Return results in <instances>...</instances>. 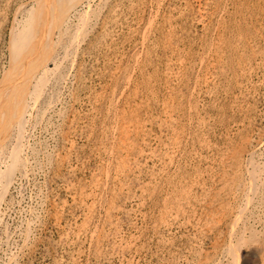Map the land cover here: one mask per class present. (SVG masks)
Here are the masks:
<instances>
[{
    "label": "rangeland",
    "instance_id": "1",
    "mask_svg": "<svg viewBox=\"0 0 264 264\" xmlns=\"http://www.w3.org/2000/svg\"><path fill=\"white\" fill-rule=\"evenodd\" d=\"M53 1L27 62L41 0H0V106L46 76L0 131V264H264V0Z\"/></svg>",
    "mask_w": 264,
    "mask_h": 264
},
{
    "label": "bare ground",
    "instance_id": "2",
    "mask_svg": "<svg viewBox=\"0 0 264 264\" xmlns=\"http://www.w3.org/2000/svg\"><path fill=\"white\" fill-rule=\"evenodd\" d=\"M54 5L55 1H51V0H41L40 2V6H37L36 9V13L37 17H42L43 19L40 21V19L38 18L37 21L35 20V14L33 16H31V18H28L29 20L27 22H24V24L21 25V27L19 26V29L17 30V27H13L14 28V37L16 38V44L13 45V53H18V52H24L23 55H25L24 57H26L27 62H29V59L32 57L33 55V51L31 50H26L25 49V45L21 44L20 38L21 36L27 32V35L30 34L31 36H36L37 41L41 35V32L43 31V29L45 28V26L47 25L48 21H49V17L48 16H43L42 14H45V9L43 6L46 5ZM57 4V2H56ZM55 4V5H56ZM51 9V8H50ZM33 14V13H32ZM34 17V20L36 21V23L33 25L31 23V21L33 22L34 20H32V18ZM261 24V23H260ZM33 26V27H32ZM44 27V28H43ZM216 43V42H215ZM143 49V48H142ZM137 58V57H136ZM139 60V59H138ZM137 60V61H138ZM203 62V61H202ZM30 67L28 65H26V67H24V71L22 74V80L23 82L17 87V89L15 91H12L11 94H5L4 93V97H3V105L0 106V131L2 130V128L4 127H9L10 125H13L15 122H17L18 124L22 123V116L24 114V112L27 109V92H28V87H30L32 85V87H37L38 85H41L45 82V77L44 76H33L31 77L30 73H29V69ZM44 71H46V68L44 69ZM211 71V70H210ZM10 74V73H9ZM46 74V73H44ZM132 78V77H131ZM172 78V77H171ZM38 83V84H37ZM1 92H4L3 90ZM38 92V91H37ZM40 92V91H39ZM122 92V91H121ZM159 97V96H158ZM250 144V143H249ZM241 151V150H240ZM16 152V151H15ZM236 154V153H235ZM18 155V153L15 155V157ZM253 157V156H252ZM251 159V158H250ZM21 161V160H20ZM27 164V163H26ZM260 167V166H259ZM249 168V167H248ZM253 168V167H252ZM257 170V169H256ZM256 170L253 169L252 171V176L250 174V179L254 178V176L256 175ZM250 173V172H249ZM4 178L6 179V181H11V180H7V175L6 173H1V182L3 187H5V189L7 188L6 182L4 183ZM244 179V178H243ZM116 180V179H115ZM248 181V179H246ZM252 181V180H251ZM254 181V180H253ZM249 182V181H248ZM256 183V182H255ZM249 184V183H248ZM250 191L251 190H255V184H251L250 183ZM248 189V190H249ZM243 191H245L243 189ZM249 191V192H250ZM248 193V192H247ZM251 194V193H250ZM249 195V194H248ZM246 196V195H245ZM250 196V195H249ZM250 198V197H249ZM250 203V202H249ZM256 205V204H255ZM234 214V213H233ZM242 215V214H241ZM246 216V215H245ZM240 217V216H239ZM241 225V224H240ZM246 226V225H245ZM240 228V227H239ZM234 238V237H233ZM242 239V238H241ZM229 241V240H228ZM229 244V242H228ZM241 246V244H240ZM228 248V247H227ZM230 250H231V255L233 257L234 260H238L237 255L239 252L240 247L235 246L234 244H231V246H229ZM222 253V252H221ZM227 254V253H226ZM231 263V262H230ZM237 262H235L234 264H236Z\"/></svg>",
    "mask_w": 264,
    "mask_h": 264
}]
</instances>
